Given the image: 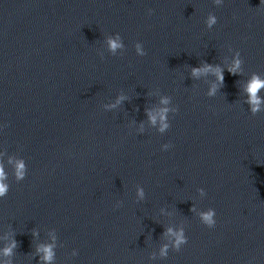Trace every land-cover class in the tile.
Returning a JSON list of instances; mask_svg holds the SVG:
<instances>
[{
    "label": "water",
    "instance_id": "water-1",
    "mask_svg": "<svg viewBox=\"0 0 264 264\" xmlns=\"http://www.w3.org/2000/svg\"><path fill=\"white\" fill-rule=\"evenodd\" d=\"M210 12L219 18L212 30ZM117 32L122 56L104 43ZM137 41L147 55L136 54ZM229 47L245 74L225 69L208 97L190 68L224 63ZM253 72L264 74L261 0H0V149L28 165L0 200V234L15 229L16 264H39L36 246L53 229L57 264H264V113L241 102ZM121 92L130 99L106 111ZM156 92L179 112L167 133L140 134ZM193 204L216 210L214 229ZM181 221L188 244L152 261L165 226Z\"/></svg>",
    "mask_w": 264,
    "mask_h": 264
},
{
    "label": "clouds",
    "instance_id": "clouds-1",
    "mask_svg": "<svg viewBox=\"0 0 264 264\" xmlns=\"http://www.w3.org/2000/svg\"><path fill=\"white\" fill-rule=\"evenodd\" d=\"M226 0H213L216 7H222ZM264 4V0H261ZM149 9V14H152ZM219 22L218 16L214 12H210L206 18L205 24L209 30H212ZM106 51L112 56L124 55L127 51V45L124 38L120 33L110 34L105 38ZM135 52L138 56H145L147 52L144 44L141 41L135 43ZM229 52H233L229 47ZM101 58H104L105 53L101 51ZM244 60L241 57L240 51H234L233 55L226 57L224 63L211 64L207 61L202 62L199 66L190 68V75L194 81L204 80L208 84L207 96L216 97L220 93L225 82V69L233 76H243ZM214 77V79H209ZM152 95L159 96V103L152 107L145 109L147 120L138 124L137 131L143 134L147 127L156 129L160 134H165L171 128V116L179 112V108L173 105V98L170 95H162L159 92ZM130 98L121 92L115 98L114 102L106 103L103 105L106 111H113L119 109ZM243 104L248 105V110L253 116L264 113V74L253 72L243 82ZM133 125L137 122L133 120ZM6 125L0 123V132ZM173 147L170 143L162 145L163 151H168ZM11 166L12 172H9ZM28 175L27 161L19 155H9L6 150L0 149V200L8 196L11 190V177H14L17 183L24 181ZM199 195L201 198L207 196L204 188H200ZM146 199V192L143 186L137 185L136 187V200L142 202ZM124 202L118 201L115 205L116 208L123 207ZM192 211L199 217L202 224L209 229H214L217 225V212L214 208L207 210L198 209L193 204ZM165 215L171 217L175 215V211L166 212ZM32 235L34 238H39V230L33 229ZM51 239L48 242H41L36 246L35 256L39 258V264H57V249L63 245L59 241L57 231L51 230L49 233ZM163 242L159 245L158 250H153L150 254L152 261L166 260L170 251L180 252L182 248L188 244V236L186 233L185 223L181 221L179 224L170 223L165 226L163 232ZM0 264H16L15 255L19 247V242L16 239L15 229L3 232L0 234ZM71 255L78 256L79 252L73 249ZM35 258V257H34Z\"/></svg>",
    "mask_w": 264,
    "mask_h": 264
}]
</instances>
